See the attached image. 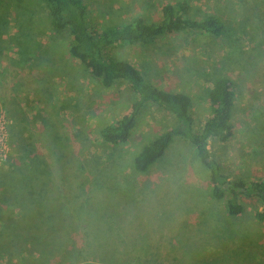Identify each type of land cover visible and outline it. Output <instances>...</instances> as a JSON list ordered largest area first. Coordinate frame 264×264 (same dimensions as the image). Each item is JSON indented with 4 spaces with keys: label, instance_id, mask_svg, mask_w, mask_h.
<instances>
[{
    "label": "rangeland",
    "instance_id": "rangeland-1",
    "mask_svg": "<svg viewBox=\"0 0 264 264\" xmlns=\"http://www.w3.org/2000/svg\"><path fill=\"white\" fill-rule=\"evenodd\" d=\"M81 1L91 30L137 16L157 22L162 5L183 1L193 19L208 13L221 19L226 27L220 37L178 32L111 49L109 55L132 63L154 86L188 95L196 128L207 114L208 81L227 77L234 93L233 134L226 143L207 141V150L230 180L264 176V0ZM13 6L14 0H0V110L9 121L8 155L0 164V228L8 227L17 211L7 204L9 174L28 164L30 142H37L43 145L36 186L49 190L40 202L48 204L47 220L48 196L63 197L66 215L76 221L85 216L103 230L98 249L90 253L77 241L80 247L62 264H264V217L255 216L262 210L260 200L242 196V212L228 215L224 201L210 197L207 171L193 147L178 137L146 171H133V156L172 125L171 115L146 104L126 143L102 141L100 129L125 114L134 95L125 83L102 87L68 55V35L52 32L47 22L35 23L26 34ZM29 12L45 20L43 0L28 3L21 16ZM22 40L33 46L31 54L18 44ZM41 132L53 140L52 148L60 145L64 151L46 150ZM15 221V241L30 251L35 229ZM1 233L0 264H29L20 246H9L14 237Z\"/></svg>",
    "mask_w": 264,
    "mask_h": 264
},
{
    "label": "trees",
    "instance_id": "trees-1",
    "mask_svg": "<svg viewBox=\"0 0 264 264\" xmlns=\"http://www.w3.org/2000/svg\"><path fill=\"white\" fill-rule=\"evenodd\" d=\"M43 2L46 8L45 20L36 19L32 12L21 16L22 11L27 9L28 3L36 6L37 0L35 2L19 0L17 4L14 0V14L20 25L26 28V34L37 26L35 23H39L41 27V22H47L52 32L68 35V55L78 61L102 87L110 88L116 83H125L134 95L129 110L100 129L99 136L102 141L111 145L126 143L142 107L146 104L158 107L171 115L173 123L139 149L133 156L132 170L138 173L146 171L163 155L172 140L178 137L193 147L196 157L207 171L210 197L223 200L224 209L228 215L235 216L242 212L243 206L240 202L242 196H254L262 203V210L256 212L255 216L258 219L264 217V176L249 182L239 178L230 180L221 165L207 150V141L213 139L226 143L233 134L231 118L234 93L229 79L220 75L208 81L205 91L206 101L209 104L207 114L202 124L196 128L188 95L154 86L144 79L132 63L109 55L111 49L151 41L178 32L188 31L220 37L224 34L226 27L221 19L213 13L204 15L200 20L193 19L188 14L189 5L183 1L162 5L161 17L157 22L148 23L137 16L128 23L91 30L86 23V10L81 0H43ZM31 10L36 12L35 7ZM25 35L22 37L23 40ZM23 40L18 44H21L29 55L32 53L30 49H33V46L30 43H24ZM40 136L49 152L50 150L64 151L60 145L52 148L53 140L48 136L44 138V133L41 132ZM30 144L32 155L27 161L28 164L20 169L14 166L9 174L10 181L6 188L11 200H8L7 204L16 207L17 211L14 218L7 219L8 227L6 223H3L0 228L1 234L14 237L9 246L14 248L20 246L19 252L25 254L26 259H31L29 264H62L73 256L72 250L75 252V249L80 247L76 245L77 241L82 242L83 249L88 248V252H94L98 249L97 244H101L99 239L103 238L101 235L103 230H100L102 228H99L94 221L91 222L89 218L85 219V216L78 217L82 219L80 221L71 219V216L64 212L66 204L61 200L63 197L53 200L54 196H48L52 214L51 219L47 220L48 214L45 207L48 204H40V202L43 196H47L49 190L43 191L36 186L41 177L40 168H42L41 154L38 152L40 144L37 142H30ZM22 145L25 146L24 143ZM42 145L41 143L40 147ZM17 156L19 163H25L26 160L22 156ZM43 164H45L44 161ZM61 210L62 214L58 216ZM15 220L24 222L29 230L35 229L36 234L30 233L31 241L28 242L30 251L22 241L19 245L15 241V238L19 237ZM91 225L97 227L96 232L92 230ZM62 233H65L64 238L60 237Z\"/></svg>",
    "mask_w": 264,
    "mask_h": 264
},
{
    "label": "built area",
    "instance_id": "built-area-1",
    "mask_svg": "<svg viewBox=\"0 0 264 264\" xmlns=\"http://www.w3.org/2000/svg\"><path fill=\"white\" fill-rule=\"evenodd\" d=\"M9 121L3 110H0V164L3 163L8 155V146H7V135L6 127L8 126Z\"/></svg>",
    "mask_w": 264,
    "mask_h": 264
},
{
    "label": "crops",
    "instance_id": "crops-1",
    "mask_svg": "<svg viewBox=\"0 0 264 264\" xmlns=\"http://www.w3.org/2000/svg\"><path fill=\"white\" fill-rule=\"evenodd\" d=\"M20 107H22V106L20 105ZM21 111H24V109H23V108H21Z\"/></svg>",
    "mask_w": 264,
    "mask_h": 264
}]
</instances>
